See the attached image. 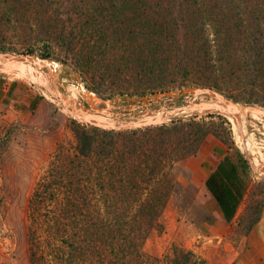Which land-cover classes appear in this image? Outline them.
I'll use <instances>...</instances> for the list:
<instances>
[{
    "label": "trees",
    "instance_id": "obj_1",
    "mask_svg": "<svg viewBox=\"0 0 264 264\" xmlns=\"http://www.w3.org/2000/svg\"><path fill=\"white\" fill-rule=\"evenodd\" d=\"M118 3L126 12L116 35L121 55L106 65L103 77H117L108 73L116 66L122 83L139 81L141 97L196 86L222 93L230 88L238 93L228 92L235 101L259 102L257 94H264V0ZM78 6L76 0H0V49L11 51L9 32L27 31L30 54L31 39L39 40L43 59H50L53 46L59 45L88 68L93 61L90 49L110 50L115 33L90 13L83 19L80 13L79 28L73 25ZM32 20L35 24H30ZM133 20L135 24H130ZM66 26L73 32L68 34ZM209 124L175 121L118 131L76 125L74 153H56L29 199V219L46 228L55 259L60 264L136 262L175 188L165 169L198 152L210 134ZM239 163L225 157L205 180L227 223L235 219L248 190ZM242 164L247 170L248 162ZM263 208L248 223L245 236L260 220ZM189 256L187 251L174 264H194Z\"/></svg>",
    "mask_w": 264,
    "mask_h": 264
},
{
    "label": "rangeland",
    "instance_id": "obj_2",
    "mask_svg": "<svg viewBox=\"0 0 264 264\" xmlns=\"http://www.w3.org/2000/svg\"><path fill=\"white\" fill-rule=\"evenodd\" d=\"M89 1L76 0V6H79L74 10L76 20L73 25L79 28L76 23L80 20V13L82 19L84 14L90 13L94 17L98 15L107 27H112L115 41H112L113 45L110 43V50L103 46L104 52L99 48L90 49L93 61L88 68L84 67L83 63L78 65L76 55L68 53L66 47L53 46L48 60L58 64L54 72L50 73L54 89L57 86L68 98H73L84 106H87L85 101L89 99V95L81 88L86 92H94L103 99L118 100L116 105L121 107L118 110L121 115L116 119L119 121L138 119L148 110L176 109L186 105L191 98L196 102L215 101L209 96L201 95L194 98L187 94L182 98L163 97L144 108L136 107L142 104L125 103L124 100L127 98L140 99L141 95L137 94L139 81L122 83L120 69L114 65L113 72L108 73L117 74V77L107 78L103 77V74L107 72L106 65L112 61L116 63L121 55V44L119 45L117 41L119 38L116 35L121 33V18L126 12L120 9L119 0L115 2L110 0V3L103 0L96 4ZM112 3H115V9L112 8ZM109 12L114 22L109 21ZM33 22L32 20L30 24H35ZM129 22L135 24L134 20ZM70 28H67L68 34L72 31ZM207 32L209 35L212 33L210 30ZM26 33L27 31L9 32L7 45L12 49L0 51L30 54L28 52L30 42H27L24 36ZM31 43L33 54L30 55L42 58L40 57L42 41L38 40L35 43L31 39ZM38 77L39 72L37 79ZM52 83L50 82L49 88L52 87ZM183 89L185 87H176L170 91ZM211 89L218 91L215 88ZM224 89L227 93L218 92L235 101L228 97V92L234 96L238 93L231 92L230 88ZM257 97L258 103L235 102L264 108V94L260 92ZM210 115L218 114L194 117L191 114L178 113L166 123L203 121L210 123L208 125L210 134L195 155L178 161L172 168L168 165L165 169L172 177L175 188L157 225L150 231L142 246L143 255L136 262L129 264H174L175 260L187 251L191 253L190 263L234 264L231 260L234 250L242 243L248 223L257 217L264 206V171L256 169L264 165V118L255 114L240 116L242 140L244 142L248 140L244 147L242 145L244 143L237 140L230 115L227 117L218 115L223 119L212 118ZM76 125L94 127L63 113L58 105L45 99L41 90L24 79L21 74H0V264H60L48 246L49 237L44 230L46 228L31 223L28 206L36 183L50 167L56 153L59 151L74 153ZM225 157L236 163L241 162L239 167L248 184V190L235 219L228 225L217 227V214L220 212L203 183L209 169L213 167L212 163L214 165V161L220 162ZM244 161L248 162L247 170H244L242 164ZM33 230L35 232L32 233Z\"/></svg>",
    "mask_w": 264,
    "mask_h": 264
},
{
    "label": "water",
    "instance_id": "obj_3",
    "mask_svg": "<svg viewBox=\"0 0 264 264\" xmlns=\"http://www.w3.org/2000/svg\"><path fill=\"white\" fill-rule=\"evenodd\" d=\"M57 66L58 64L54 61L34 57L30 54H13L0 51V74H21L24 76V79L31 82L34 86L41 90L45 99L58 105L63 113L104 130L118 131L163 125L172 120L173 116L178 113H187L194 117L209 114H218L226 117L227 115H231L234 118L242 115L249 116L255 114L264 118V108L262 107L255 105H240L237 102L224 97L218 91L208 87H190L181 91L161 92L141 97L138 100L142 101V106L136 105V107H147L148 103L151 104L163 97L178 98L181 95L187 94L192 95L194 98L205 95L211 97L215 101L196 102L191 98V101L186 105L176 109L174 108L171 110L160 111L148 110L138 119L119 121L116 119L121 115L118 111L121 107L116 105V101L118 100L103 99L97 96L94 92H86L84 88H81L89 95V99H86L85 101L87 106H84L75 99L68 98L67 95H65L57 86L56 89H54V83H52L54 81L53 78L50 77V73L54 72ZM37 72H39L38 79ZM50 82L52 83L51 88H49ZM128 100L138 101L134 98H127V101ZM256 169L264 171V165L257 167Z\"/></svg>",
    "mask_w": 264,
    "mask_h": 264
},
{
    "label": "crops",
    "instance_id": "obj_4",
    "mask_svg": "<svg viewBox=\"0 0 264 264\" xmlns=\"http://www.w3.org/2000/svg\"><path fill=\"white\" fill-rule=\"evenodd\" d=\"M213 161V160H212ZM219 161H214L212 163V168L209 169L205 180L209 174L216 168ZM217 227H222V225H228L221 215L218 213ZM216 228V227H215ZM217 241V238L215 239ZM241 244H238V248L232 256V262L234 264H264V208L260 217V220L253 226L250 232L242 239ZM233 249V248H232Z\"/></svg>",
    "mask_w": 264,
    "mask_h": 264
},
{
    "label": "bare ground",
    "instance_id": "obj_5",
    "mask_svg": "<svg viewBox=\"0 0 264 264\" xmlns=\"http://www.w3.org/2000/svg\"><path fill=\"white\" fill-rule=\"evenodd\" d=\"M230 118H231V120L233 121V124H234V129H235V131H236V136H237V140L238 141H242V143H244V144H242L244 147H245V145H247V141L246 142H244L243 140H242V134H241V124H240V116L239 117H237V118H234L233 116H231L230 115ZM240 136H241V138H240ZM264 164V163H263Z\"/></svg>",
    "mask_w": 264,
    "mask_h": 264
}]
</instances>
